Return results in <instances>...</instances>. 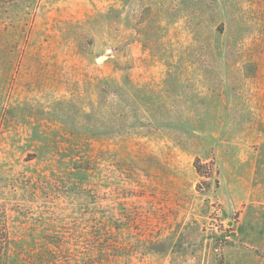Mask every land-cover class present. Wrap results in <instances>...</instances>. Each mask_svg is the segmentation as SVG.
Listing matches in <instances>:
<instances>
[{
  "label": "rangeland",
  "instance_id": "374dc122",
  "mask_svg": "<svg viewBox=\"0 0 264 264\" xmlns=\"http://www.w3.org/2000/svg\"><path fill=\"white\" fill-rule=\"evenodd\" d=\"M0 264H264V0H0Z\"/></svg>",
  "mask_w": 264,
  "mask_h": 264
},
{
  "label": "trees",
  "instance_id": "16d2710c",
  "mask_svg": "<svg viewBox=\"0 0 264 264\" xmlns=\"http://www.w3.org/2000/svg\"><path fill=\"white\" fill-rule=\"evenodd\" d=\"M195 168H196V170H197V172H198L199 174L202 173V170L200 169V165H199L198 163H196V162H195Z\"/></svg>",
  "mask_w": 264,
  "mask_h": 264
}]
</instances>
